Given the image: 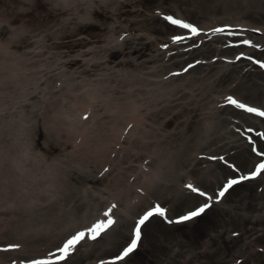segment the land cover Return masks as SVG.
Returning a JSON list of instances; mask_svg holds the SVG:
<instances>
[{
	"label": "rangeland",
	"instance_id": "rangeland-1",
	"mask_svg": "<svg viewBox=\"0 0 264 264\" xmlns=\"http://www.w3.org/2000/svg\"><path fill=\"white\" fill-rule=\"evenodd\" d=\"M201 1L203 0H0V210H4L0 211V231L7 230V227H10L11 219L17 217V215H10V208L16 207L18 204L20 205L19 209L26 207V209L38 211L37 213L47 209L54 210V212H49V215L60 220L57 227L62 233L60 235L62 237H58L55 243L56 248L50 251L56 249L55 255H60L57 249L61 248L69 238L77 232L90 228L98 220L106 219L104 213L108 208L105 206V200L108 195L105 193L108 188L105 181L94 183L93 181L100 179L96 177V180L87 179L84 176L86 173L77 171L76 167L74 169L77 173H73L69 181L63 177L46 178L42 175L59 164L58 159L67 157L69 150L75 154L77 148L82 147V150L90 148L91 143L84 133L88 129L95 130V125L92 121L88 123L82 121H85L91 112L109 117L117 114L121 105L127 103L128 100L146 99L147 93L145 95L143 92H137L130 96L129 85L120 81L129 75L135 76L132 73L138 71V68L143 65V61L148 60L145 63L146 67H141L142 71L148 70L151 73L154 66L161 65L160 69L163 70L160 73H165L167 66L163 65L170 63L172 68L175 67L169 71L172 74L171 77L178 79V76L188 74V78L182 81L188 86L181 87L183 88L181 95L184 92L192 91L195 96L192 99L185 97L181 100L180 105L186 104L188 107L181 116L184 122H187L188 119L195 120V115L200 110H197V96L193 90L196 85L193 86V84L199 74L197 69L202 71L200 62L207 61L209 58H203L205 53L202 52L194 54L188 59L192 60L190 62L184 61L186 56L182 55L169 61L165 58L164 61L162 60L165 64H161L159 53L161 58L164 57V53L166 55V52L169 55L173 50H168V42L174 41V36L185 35V38H188L191 33L190 30L171 24L165 19L166 16L183 20L196 27L207 23L202 20V13L192 11ZM205 5L206 3L203 1V6ZM118 13L120 14L118 15ZM248 23L256 25L252 21H248ZM260 26H264V24L262 23ZM233 32L244 34L237 30ZM249 36L254 37L250 33ZM260 36L262 38L259 39H264V35ZM62 37H65V43L57 44L63 41ZM238 42L235 40L230 45H235ZM196 44L197 42H193L192 46ZM220 44L222 43L217 42L214 45L220 46ZM227 44L224 43V45ZM134 46L140 47L133 49ZM122 48L127 51L126 54H120ZM188 48L189 46L185 45L178 49L186 50ZM200 48H204L203 45ZM101 49L104 51H99ZM232 53L227 56L231 60L241 55L234 51ZM244 55L247 54L244 53ZM261 55L246 57H249L260 67L261 64H264V53ZM152 59L156 60L155 63H152ZM224 59L226 58L224 57ZM179 60L184 62L173 65ZM136 64H139L138 67ZM218 66L222 67L223 71L231 70L228 73L220 72L216 66L208 69L210 71L208 77H211L212 74L215 75L214 77L222 76V81L217 88L201 92L209 91L207 100L215 95V90L232 88L238 79L242 78L240 72L242 67L240 69L232 68L228 63H221ZM110 67L112 68L109 69ZM108 69L117 72L118 75H107ZM260 70H264V67H261ZM262 76L264 78V74ZM254 77L257 80L256 74ZM247 79L252 80L251 77H247ZM257 81L261 86V91L257 96L241 94L239 90H236L235 94L242 100H249L255 105L264 106V80ZM207 82L210 83L211 80L209 79ZM149 87L150 85L144 86V88ZM231 90L233 89L229 91ZM145 92L148 91L145 90ZM200 108L202 109L203 106ZM135 109L134 103L127 106L126 114L130 117L122 124L117 125L119 126L118 130L113 129L112 140L103 141L102 146L97 148L99 155L108 145L116 151L125 147L133 160L125 162L108 160L106 170L101 172L99 171L102 165L99 167L93 165L88 169L86 164L85 170L91 171L99 178L112 171L111 179L116 174L118 175L120 167L122 170L125 168L127 169L126 177L130 178V184L138 190L143 188L149 180L156 179L157 174L163 172L164 164L159 159L163 151L159 152L157 156L158 151L153 152L150 147L147 148V153L150 155L139 154L146 148V143L139 140V135L145 129L142 128L140 131L141 124L135 116ZM242 117L243 115L240 114L232 119L241 122ZM251 118L253 119L251 123H256L264 131V120L256 115ZM180 123L181 121L176 119L173 121L172 128L177 130ZM193 125L197 126V122ZM243 125H248V122ZM76 126H84L85 129L81 130ZM233 127L234 124L229 125V128ZM166 129L167 127H164V130H160L158 133H161V138H157L160 148L166 146ZM245 129H251L256 134L260 133V138L264 140V135L259 129L254 130L250 126H245ZM67 130L69 133L66 132ZM235 139H238L236 135ZM242 141L245 142L242 146H245L253 156L264 152L258 146L257 141L252 140L249 135ZM121 152H115L111 158H117ZM198 152L200 151L195 152V156L202 154H198ZM207 157L199 158L205 161L199 165L200 169L207 170L211 167L219 171V175H222L224 173L220 169L219 161H221L234 172L230 171L228 175H226L227 172L223 177L221 176V181L214 188L205 187L197 176L191 174L184 179L187 180L186 185H183L181 181L178 187L192 193L189 195L197 196V199L188 200L180 206L161 200V196L159 197L156 192L149 195L150 191L147 190L141 197L143 200L140 206L130 212L131 219L126 225L122 226L124 221L122 208H120L118 210L120 215L111 214L115 223L110 228L94 240L85 237L66 259L68 260L77 252L78 254L75 256H79V253H82L85 248L104 244L109 232L111 234L120 224L127 230V237L118 244V250L110 258L99 259L95 263L179 264L174 261V257H180L177 256L179 252L186 256L189 253L205 249V245L209 246V249L218 247V251L228 254L229 244L226 239L224 242L223 240L229 236L227 232L233 228L230 218L232 215L238 218L235 214L238 216L243 213L249 214V216L259 214L258 208L255 212L247 205L252 195L255 197L252 201L262 205L264 201V173L252 177V165L244 168L242 164L228 159L207 162V160L214 159V156ZM261 158L264 162V156L253 157V163L255 164ZM190 163L192 162L188 161L187 164ZM238 174L240 175L233 176ZM241 176L250 178L246 179L245 183L234 184L222 197L219 196V192L223 190L230 179L237 180ZM258 176L260 178L256 179ZM90 179L91 182H88ZM193 179H196L198 184ZM189 184L207 193V196H201L191 191L187 187ZM137 186L139 187L137 188ZM75 187H81V191L90 187L100 193L98 197H95V201L92 200V203L97 205L94 207L95 215L92 217V222L89 221L91 224L88 227L76 225L82 217L80 211L73 213L77 211L76 203L82 205L83 200L78 199V193L74 194L64 212L59 211L63 205V201L60 199V194L62 195L60 189L69 190ZM250 189H252L251 195ZM208 197H211V200ZM98 198H102V203H99ZM240 199L241 201H239ZM209 202L210 207L199 216L188 221L177 222L178 218L185 213ZM156 205L165 208V215H156V217L150 218L142 227L141 239L137 248L123 260L114 261V257L130 244L136 221L145 214L146 210ZM56 208L58 211H55ZM82 208L80 206V209ZM173 208L176 211L172 210ZM221 209H224L225 212H221ZM167 213L176 216L173 217ZM238 225L239 228L244 227L243 224ZM258 227L264 229L263 225H258ZM254 244L258 245L261 242ZM6 245L8 248V244ZM98 257L99 253L93 254L84 263L89 261L93 263V260ZM46 259L41 257L38 260ZM27 263L31 264L30 261ZM69 263L71 262H55V264ZM1 264H5V262L1 261Z\"/></svg>",
	"mask_w": 264,
	"mask_h": 264
},
{
	"label": "bare ground",
	"instance_id": "bare-ground-1",
	"mask_svg": "<svg viewBox=\"0 0 264 264\" xmlns=\"http://www.w3.org/2000/svg\"><path fill=\"white\" fill-rule=\"evenodd\" d=\"M203 1L206 3L205 6H203ZM203 1L196 5L194 10L192 9L194 12L202 13V20L207 22L200 27H197L200 30L199 34L193 35L190 33L188 38L179 42L169 41L168 50H173V52L169 55L167 52L166 55L164 53V57L162 58L159 53L161 64H165L163 63L165 58L169 61L174 57L182 55L186 56L184 61L190 62L192 60L188 59L194 54L202 52L205 53L203 58H209L207 61L200 62V68L205 73L197 69L199 74L195 78L193 84V86L196 85L193 90L196 92L197 96V110H200V112L195 115V120L188 119L187 122H184L182 119L183 117L181 116L183 112L188 109L186 104L180 105L181 100L185 97L192 99L195 96L192 91L184 92L181 95L183 89L181 87L188 86L186 83L182 82L185 78H188V74L186 76H178V79L171 77L172 74L169 73V71L173 70L175 67L172 68L173 66L170 63L163 65L164 67L167 66V72L165 73H160L163 70L160 69L161 65L154 66L151 73L148 72V70L142 71L141 67H146L145 63L148 62V60H145L143 61V65L138 68V71L132 73V75L135 74V76L129 75L120 81H124L125 84L129 85L130 96H133L137 92H143L145 95L147 93L146 99L128 100L127 103L121 105L120 111L117 114H113V116L108 117V115H99L97 112H91L90 116L85 121L80 120L87 123L92 121L95 125V130L88 129L85 130L86 132L84 133V135L89 138L91 143L90 148L85 150H82V147L77 148L75 154H72L69 150V155L67 157L65 156L64 158L58 159L60 163L55 165L51 171H46V173L42 175L46 178L63 177L69 181L73 173L82 171L83 173H86L84 176L87 177V179L93 178V180H96L95 177L100 179L93 181L94 183L105 181L108 188V191L105 193L108 195L105 200V206L109 209L112 205H116L112 211V214L115 215H120L118 210L122 208V217L124 221L122 226L130 221V212L140 206L143 200L141 197L147 190L150 191L148 193L149 195L156 192L159 197L161 196V200L165 202H173L175 206H180L188 200L197 199V196L189 195L192 193H189L184 188L178 187V184L181 181L183 182V185H186L185 183L187 180L184 179L188 178L191 174L197 176L198 180L203 182L205 187L214 188L215 185L221 181V176L223 177L227 172L226 175H228L230 171H232V173L234 172L228 165L221 161H219L221 163L220 169L221 172L224 173L222 175H219V171H216L211 167L207 170H202L199 168V165L205 161L199 158H204V156L205 158H208L207 156H214V159L210 161L207 160V162H215L216 159H228L230 161H235L240 165L242 164V167L244 168H248L252 165L251 172L256 171L255 164L257 162V165L263 162V158H261L254 164L252 158L261 156H253L245 146H242L245 143L242 140L249 135L252 140L257 141L260 149L264 151V140L260 138V133L256 134L253 133L252 130L249 131L245 129V126H250L253 127L254 130L259 129L262 134H264L261 127L256 123H251V120H253L251 116L260 115L236 107L228 102V98L231 97L249 107L264 111L263 105H255L249 100H242L235 94V91L239 90L241 94L246 93L251 96H257L261 91L260 82L257 80H264L262 76L264 70H260L262 66L259 67L249 57L264 53V39H259L262 38L260 35H264V26H260V24H264V0ZM119 14L120 13H118V15ZM250 20L255 22L256 25L249 24L248 21L251 22ZM208 22L211 23L208 24ZM218 28H223L224 31H214ZM235 30H237V32H243L244 34H235L233 32ZM249 33L254 37H250ZM182 36L185 37V35ZM245 39L250 40L251 44H243L242 41ZM62 40L63 41L58 42L57 44L65 43V37H62ZM235 40H238L239 42L235 45H230L231 43H234ZM193 42H197V44L192 46ZM217 42L222 44H220V46L214 45ZM225 42L228 44L224 45ZM185 45L189 46V48L186 50L178 49L180 46ZM202 45L204 48H200ZM138 47L140 46H134L133 49ZM99 51L103 52L104 50L101 49ZM233 51L241 55L236 56L234 60H231L227 56L233 54ZM126 53L127 51L122 48L120 54ZM244 53L247 55H244ZM207 54H209V57H207ZM224 57L226 59H224ZM237 57H239V59H237ZM155 61L156 60L152 59V63H155ZM184 61L179 60L173 65L182 64ZM221 63H228L229 66L237 69L242 67L241 70L243 72L240 71L242 73V78H237L238 82L234 84L232 88L221 91L215 90V95H213L210 100H207L209 97V91L207 93L201 92H204L206 89L217 88L222 81V76L214 77L215 75L212 74L211 77H208V74L210 73L208 69L216 66L220 72L228 73L229 70H231L225 69L223 71V68L218 66ZM136 65V67H138L139 64ZM111 68L112 67L109 69ZM114 74H116V76L118 75L117 72L109 70L107 75ZM255 74L258 76L257 80L254 77ZM247 77H251L252 80L247 79ZM207 78L211 80L210 83L207 82L209 80H207ZM146 85H150V87L144 88ZM144 89L148 92H145ZM230 89L233 90L229 91ZM105 96L107 95L105 94ZM131 103L136 105L134 113L141 124L140 131L142 128L145 129V131L139 135V140L146 143V148L139 152V154L150 155L147 153V148L150 147L153 149V152L158 151L157 156L159 155V152L163 151L159 156L160 161L164 164L163 172H159L156 179L153 178V181L149 180L144 184L143 188L138 190L134 189V185L130 184V178L129 176L126 177L127 169L125 168L122 170L120 167L118 169V175L116 174V176L111 179L110 177L113 176L112 171L99 178L98 175L93 174L89 170H85L86 164L88 169L93 165H97V167L102 165L99 171L101 172L102 170H106L108 160H120L122 162L133 160L132 157L128 155V150H126L127 148L125 147L119 148V151H116L112 146L108 145L99 155L97 151L98 146H102L103 141H110L113 139V129L118 130L119 126L117 125L122 124L128 117H130L126 114V110L127 106ZM201 106H203L202 109L200 108ZM223 114L227 115L222 116ZM240 114L243 115L241 122L232 119V117H237ZM260 118L264 120V116H260ZM176 119L181 121L178 129L181 127L183 128L180 130L172 128L173 121ZM195 122H197V126H192ZM246 122H248V125H243ZM231 124H234L233 128H229V125ZM164 127H167V133L165 135L166 146L160 148L157 141L159 139L157 138H161V133H158L160 130H164ZM76 128L81 130L85 129L84 126H76ZM66 132H68V130ZM235 135L238 137L237 140L235 139ZM155 137L156 139H154ZM94 143L98 145L96 146ZM196 151H200L198 154H202L195 156ZM115 152L121 153H119V155L117 154V158L112 159L111 155ZM188 161L192 163L194 162L193 165L191 166L192 163L187 164ZM75 167L77 168V171L74 169ZM239 175L240 174L233 176ZM258 178L260 177H256V179ZM195 180L193 179V181L198 184ZM237 180L240 183L246 182V180H240V177ZM88 182H91V179ZM138 187L139 186H137V188ZM75 188L69 190L60 189V192L62 193V195L60 194V199L63 201V205L59 211L64 212L74 194L78 193V199H82L83 201L81 202L82 205L76 203L77 211L73 212L76 213L80 211L82 213V217L76 225H86V227H88L91 224L89 221L91 220L92 222V217L95 215L94 207L97 205L92 203V200L95 201V197H98L100 193L90 187H86L83 191H81V187ZM251 194L252 189H250V195ZM102 198H98L99 203H102ZM253 199H255L254 195H252L247 207L253 208L255 212H257L258 208V210H260L259 214H256L255 216H249V214L246 213H243L240 216L235 214L238 218H235L234 215L230 218L233 223V228L227 232L229 233V236L223 240L224 242L226 239L227 244H229L230 250L228 254L218 251V247L209 249V246L205 245V249L192 254L189 253V255L186 256L183 255L182 252H179L177 256L180 257H174V261L179 262V264H188L193 261V258H195V262L193 261L191 264H264V229L258 227V225L264 226V201L262 205H259L257 202H253ZM239 201H241V199ZM208 204L210 205V202ZM80 206L83 208L80 209ZM18 207H20L19 204L16 207L10 208V215H17V217L11 219L9 222L10 227H7V230L0 231V264L1 261L5 262V264H28L27 262L38 260L41 257L55 260V256H50V254H55L56 249L54 251L50 250L56 248L55 243L57 242L58 237H62L60 236L62 233L57 227L60 220L58 218L54 219L52 215H49V212H54V210L47 209L46 211H40L37 213L38 211H32L26 209V207H21L20 209ZM172 210L176 211L175 208ZM55 211H58L57 208ZM220 211L225 212L224 209H221ZM167 215H171V213H167ZM18 216L20 219L19 223ZM171 216L174 217L176 215ZM154 217H156V215ZM15 224L17 225L15 226ZM238 224H243L244 227L239 228ZM118 226L119 227L113 230L111 234L109 232L110 235L108 234L107 238L105 237L106 240L104 244L85 248L82 253H79V256H75L78 254L77 252L68 260L65 259L63 261L55 262L66 263L68 261L71 262L69 264H97L95 262L99 259L110 258L118 250V244L122 242L128 234L127 230L122 228L121 224ZM255 242H261V244L255 245ZM237 243H239V245H237ZM6 244H8V248ZM2 245H5L6 247ZM9 245H19V247L10 248ZM97 253H99V257L96 258V260H93V263L91 261L84 263L88 261L90 256ZM200 258L201 260H199Z\"/></svg>",
	"mask_w": 264,
	"mask_h": 264
},
{
	"label": "snow or ice",
	"instance_id": "snow-or-ice-1",
	"mask_svg": "<svg viewBox=\"0 0 264 264\" xmlns=\"http://www.w3.org/2000/svg\"><path fill=\"white\" fill-rule=\"evenodd\" d=\"M165 19L169 21L173 25H177L184 29H189L193 35L199 34V29L195 27L194 25L187 23L183 20L173 18L172 16H166ZM216 32H223V28L215 29ZM185 37L183 36H174L173 40L174 42H179L184 40ZM243 44L250 45V40H243ZM239 59V57H237ZM257 63H260L257 61ZM262 67H264V64H261ZM228 102L235 105L238 108L244 109L247 112L255 113L260 116H264V111H261L260 109L249 107L243 103H240L236 99H233L231 97L228 98ZM251 131V129H249ZM264 135V134H262ZM255 151V149H253ZM258 155L264 156V152L258 153ZM261 173H264V162L260 163L256 166V171L251 173L252 177H255L256 175H259ZM249 176H241L240 180H246L249 179ZM239 181L236 179H230L228 183L224 186L223 190L219 192V196L222 197L225 192L231 188L234 184L238 183ZM187 187L193 191L198 193L201 196H207V193H204L200 191L198 188L194 187L192 184L187 185ZM209 200H211V197H208ZM116 207V205H112L107 211H105L104 216L106 219L98 220L95 224H93L90 228H87L83 231L77 232L75 235H73L71 238H69L61 248L57 249V252L60 253V255L50 254V256H55V260L52 259H46V260H34L31 261V264H55V261H63L65 260L69 254L75 249L76 245L79 244L85 237L89 239H96L98 236H100L103 232H105L108 228H110L114 223L115 220L112 218V211ZM210 207L208 203H205L201 205L199 208H196L193 211L188 212L186 215H183L178 218L177 222L182 221H188L194 217L199 216L201 213L205 211ZM154 214H158L160 216L165 215V209L160 207L159 205H156L154 208L146 212L136 223L135 230H134V237L131 239L130 244H128L127 247L123 249V251L114 257V261H120L123 260L125 257H127L131 252H133L134 249L137 248L138 242L141 239V225H143L151 216ZM10 248H16L19 247V245H9Z\"/></svg>",
	"mask_w": 264,
	"mask_h": 264
}]
</instances>
